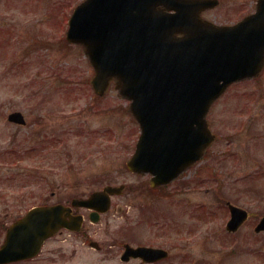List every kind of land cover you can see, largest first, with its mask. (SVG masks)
<instances>
[{"label": "rangeland", "instance_id": "obj_1", "mask_svg": "<svg viewBox=\"0 0 264 264\" xmlns=\"http://www.w3.org/2000/svg\"><path fill=\"white\" fill-rule=\"evenodd\" d=\"M4 1L0 31L12 28L10 35L0 36L3 225L34 205L66 203L107 185L125 184L129 193L113 197L109 214L88 224L92 240L104 248L112 242H183L194 258H206L219 252L223 222L228 220L226 202L258 212L252 219L264 215V76L257 86H232L214 104L208 119L217 141L200 163L162 194L154 193L148 190L149 175L126 167L140 135L130 101L114 85L106 97H98L83 47L69 44L65 31L61 36L63 18L81 0H9V7ZM14 111L26 115L25 127L9 124L7 117ZM13 146L18 151L8 152ZM117 205L124 208L121 214ZM155 212L162 216L159 225ZM188 226L192 231H183ZM241 237L234 263L264 264V233L255 234L247 225ZM83 242L80 236L65 234L46 244L42 260L47 262L24 264H121L116 254L104 255ZM57 248L63 254L49 256Z\"/></svg>", "mask_w": 264, "mask_h": 264}, {"label": "water", "instance_id": "obj_2", "mask_svg": "<svg viewBox=\"0 0 264 264\" xmlns=\"http://www.w3.org/2000/svg\"><path fill=\"white\" fill-rule=\"evenodd\" d=\"M161 6L179 15L168 14ZM113 7L115 20L110 17ZM188 12L189 17L182 20L181 6H174L172 0H86L75 10L67 32V40L81 44L94 67L91 83L95 92L104 95L115 82L120 94L132 101L131 111L142 134L128 167L153 174V187L171 181L202 156L214 140L206 121L210 106L229 83L250 75L243 59L223 47L230 40L227 29L210 27L192 15V8ZM249 22L256 29L254 43L261 45L264 1ZM10 119L25 123L21 113ZM122 190L109 186L88 200H74L73 205H101L106 212L109 196ZM231 210L229 225L237 229L246 212L236 207ZM70 212L63 205L30 210L8 229L0 264L36 256L47 238L70 227ZM81 220L72 218L74 230ZM256 230H264V218Z\"/></svg>", "mask_w": 264, "mask_h": 264}, {"label": "flooded vegetation", "instance_id": "obj_3", "mask_svg": "<svg viewBox=\"0 0 264 264\" xmlns=\"http://www.w3.org/2000/svg\"><path fill=\"white\" fill-rule=\"evenodd\" d=\"M184 1L194 2V0H184ZM197 1H203V4L198 5L196 7L197 9L196 14H198L202 19L209 21L210 23H213L218 26H226V27L236 26L239 23L246 20L247 18L254 15L258 11L259 2H260V0H197ZM6 6L9 7L7 2H5V7ZM11 26L12 25L5 27L3 31L2 30L0 31V33L10 35L11 30H9L8 28H12ZM250 32H251L250 29L247 27H244L240 30V37L242 39L243 47L246 48L245 51L242 52L244 54L251 53L250 51L247 50L250 47H252V43L248 39L250 37ZM244 84H246L247 86H257L256 79H250L246 82L235 83V84H232L231 86H241ZM27 124H28V121L26 125ZM43 137L44 139H46V136L43 135ZM46 141L48 140H44L43 142L45 143ZM186 183H185L186 186L190 188L191 186L188 185L190 183V180H188ZM163 188L164 187L159 188L160 189L158 191L159 194H162L161 191L163 190ZM129 189H130L129 186L124 187V190L126 193H129ZM53 195L54 194H52V196ZM72 200L66 201L65 204L70 205ZM58 203H62V202H58ZM228 203L229 201L226 202L227 207H228ZM226 204L224 205L222 204L223 207ZM113 206L114 204L112 200L109 212L113 209ZM123 211H124V208L122 206L117 205L116 213L121 214ZM141 213L142 215L144 214L143 211H141ZM225 213L228 216V220L225 219L223 222V232L221 235L222 241L218 243L220 244L218 247L219 252L214 253L213 255L208 254V257L205 255L206 258L201 257L200 255H198L197 258H194L190 253V249L188 247L189 244L183 243V242H176V243H170V244L160 243L159 245L155 244L154 242L148 243V244L135 243V242L134 244L132 242L131 243L124 242V243L119 244V243L112 242L108 244L106 248L100 245H96L97 249L93 248L91 245V242L93 241L92 238L94 237V234L91 232V228L88 226V224L92 223V218L94 217H98L100 221L101 218L105 214L101 215L100 211L91 210L87 208H74L72 212V215H82L83 216L84 224H83L82 229L79 232L75 233L68 229H62L61 231L58 232V234H56L50 240L58 238V237H62L65 234H71L72 236H80L84 240L83 243L85 245H88L91 249L100 251L102 254L108 255V256H113L116 254L119 257L121 264H235L234 260L237 256L238 248L240 247V245H243V243L240 242V240H242L241 232L247 227V225H250V229L251 227L254 229L263 216L259 219H257L258 217H256V219H252L254 218V215L256 216V213L258 212H255L249 209L248 211L249 216H248V219L245 221L244 225L236 232H229L227 231L228 230L227 223L229 219L231 218V215H230V211L226 210V207H225ZM154 216H156L155 218H157L155 223L159 225L160 223L159 218L162 216L159 217V213L157 214V212L154 213ZM164 217L167 218V216H164ZM16 219L17 218H14L11 224ZM11 224L3 225L2 216L0 214V248L3 245L6 231ZM191 229H193V227L188 226V228H185L183 231L186 230V231L191 232L192 231ZM125 235H127L128 238H132V236H134L133 234H130V233H125ZM64 240H67V238H64ZM45 246L46 244L44 245V247ZM206 246L208 247L207 244ZM44 247L41 253L38 255V257L28 260L27 263H34L40 260L42 262H47L48 260H42V257H44ZM252 247L256 248V246H252ZM140 248L162 249L166 251L167 257L165 259H158L159 253L157 252L140 253L139 252ZM53 251L54 252H48L49 256L51 255V256L56 257V256H60L61 254H63V251H61L59 248L53 249ZM257 251L258 253H263L262 250H257ZM151 259H156L159 261L148 262V263L146 262ZM9 264H16V263H9Z\"/></svg>", "mask_w": 264, "mask_h": 264}]
</instances>
